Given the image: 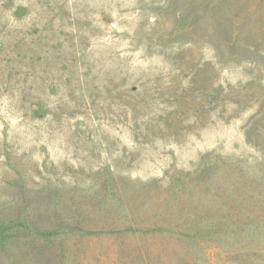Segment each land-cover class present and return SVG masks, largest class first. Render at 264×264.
<instances>
[{
    "label": "rangeland",
    "instance_id": "rangeland-1",
    "mask_svg": "<svg viewBox=\"0 0 264 264\" xmlns=\"http://www.w3.org/2000/svg\"><path fill=\"white\" fill-rule=\"evenodd\" d=\"M0 264H264V0H0Z\"/></svg>",
    "mask_w": 264,
    "mask_h": 264
}]
</instances>
